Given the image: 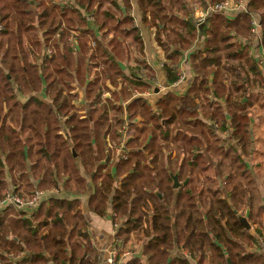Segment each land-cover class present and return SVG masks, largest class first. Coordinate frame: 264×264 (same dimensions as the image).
Here are the masks:
<instances>
[{
    "label": "trees",
    "instance_id": "1",
    "mask_svg": "<svg viewBox=\"0 0 264 264\" xmlns=\"http://www.w3.org/2000/svg\"><path fill=\"white\" fill-rule=\"evenodd\" d=\"M136 2L150 17L144 25L157 31L169 83L179 79L181 52L204 37L191 55L196 78L187 96L167 95L156 109L141 97L147 76L144 42L119 0H0V193L12 189L28 200L46 192L36 210L14 204L1 208L0 264H100L80 199L88 192L89 176L95 190L88 208L111 216L118 226L116 243L142 238L144 258H136L134 251L126 264H169L175 243L198 264L208 256L212 264H264L252 252L256 237L233 211L247 203L244 188L237 185L229 195L241 203L233 207L212 192L202 191L196 199V186H191L206 174L211 157L214 133L201 115L221 130L229 125L242 150L250 148L248 110L255 101L264 109V96L250 93L264 91V77L248 50L234 40L250 34L251 13L260 15L264 39V0H250L247 13L235 20L210 15L202 31L186 20L189 10L180 9L176 0ZM121 4L132 8V0ZM75 83L85 88L87 119L72 104L78 98L71 94ZM20 96L28 100L21 103ZM197 101L205 103L201 113L195 111ZM126 115L133 128L126 147L135 151L117 161L114 175L116 161L110 167L102 162L106 149L110 153L109 142L121 146ZM230 161L244 168L239 155ZM171 173L190 177L186 197L178 198L172 211ZM62 193L71 198H61Z\"/></svg>",
    "mask_w": 264,
    "mask_h": 264
},
{
    "label": "crops",
    "instance_id": "2",
    "mask_svg": "<svg viewBox=\"0 0 264 264\" xmlns=\"http://www.w3.org/2000/svg\"><path fill=\"white\" fill-rule=\"evenodd\" d=\"M119 1H120V6L123 8L124 13L131 16L134 19V25L136 28L139 29L140 35L144 42L143 55L147 65L145 69L147 70L146 71L147 76H145L144 78L145 89H143L141 92L142 99H144L145 102L150 107L156 109V104L158 103V101L167 95H172L177 98H185L196 78L195 72L191 65V60H190L191 55L193 54V52H195L200 48L201 44H203L204 37L200 36L199 40L195 44H193L189 49L181 52L183 54V57L179 61V65L176 67V74L178 75L179 79L182 80L171 84L168 82L167 75L164 70L163 65L166 61V56L163 48L158 44V41L156 39L157 31L154 27L149 28L143 23L144 21L143 19L145 17L150 19L149 15L140 11L136 0H132L131 9L125 8L123 4H121V0ZM176 2L178 3L180 2L179 3L180 6L177 5L180 9H185L186 7L188 8L189 12H188V16L186 17V20L194 24L196 27H197L196 20L198 18V13L202 11L204 13H207L208 15L211 6L214 4L213 3L214 0H199L200 5H197V2H195L194 0H192L191 3L188 0H176ZM207 15L206 18L208 19ZM203 27L201 26L197 27L198 31H202ZM98 37H100L99 33H98ZM234 42L238 47L241 48V50L243 49L248 50L249 55L259 65V68L264 77V43L262 47L261 45H256V44L253 45L252 39L250 38V34L246 37H240L238 39H235ZM74 54H75V59L78 60L76 49L74 51ZM134 65L136 66V63H134ZM122 66L125 69V71L128 72L125 63ZM135 71L138 72V70ZM210 80H212V77L210 78ZM229 82H230V76L226 75L224 77V83L227 88H229ZM107 86L110 88L112 92L116 91V89L111 87L109 83ZM72 87H73V91L71 92V94L78 97L76 100L72 102V104L80 112L81 119L89 118L90 103L86 101L85 88L79 86L78 84L76 85L73 84ZM255 90H260V89H255ZM137 92L138 91L135 90L133 93H137ZM143 94H149V95L144 96ZM250 95L264 96V94L261 93L252 94V91ZM106 97H110V95L107 94ZM19 100L21 103H25L28 99H24L22 96H20ZM246 101L248 102V100L246 99L243 101V103H246ZM45 102L50 104V102L47 100ZM219 103L223 108H225V102L223 100H219ZM197 104H199V106L195 111L201 113L200 109L205 107V103L203 101H197ZM248 111L251 115L250 116V148L247 149L246 151L244 149L241 150L242 152L241 154L231 153L229 154V157H223L224 160L221 162L220 167L217 164L208 165L206 174L205 175L200 174L199 178L195 180L194 183L191 185V186H196L195 188L196 190H194L195 193L193 191L192 196H194L197 199L199 198L200 193L202 191H204L205 194H210L211 191L208 185L210 184L213 185L214 177L217 174L225 175L226 176V180L224 182L225 200L228 201L230 205H232L233 207H234L233 204L241 206V203L238 200H234V198L229 197V195H232V191H234L237 185L243 187L245 192L247 193V203L242 207H240L239 210H237L234 207L235 212L237 211L236 213L237 215L244 217H246V215L248 214L249 216L247 218V221H248V225L250 226V229L246 231H248L252 236L262 237V235H264V109L261 107L260 101H255ZM200 120L202 121V118H200ZM227 120L229 122L231 120L230 117H227ZM139 121L140 118H138L137 122ZM208 121L209 120L203 122L207 124ZM123 124L124 126H123V135L121 137L122 139L121 146H118L113 142H109L108 147L110 148V153L109 150L106 149L107 157L105 162H102V164H107L106 166L110 167L111 163L113 162L114 164V161H116L112 168V172L114 175H115V168L117 161L121 157H125L127 154L135 151V149L126 147L129 137L133 134V128L130 124L128 115H126L123 118ZM209 150H211L209 151L210 153L209 155L211 157H214V159H216L219 151L223 149L220 147L219 142L214 138H212L211 144L209 145ZM238 154L241 157L244 168L239 164H232V161H230L233 155L236 156ZM174 155L175 154H173V156ZM110 157H112L111 160ZM211 157H210V161H211ZM96 161L99 165L101 164L98 158L96 159ZM82 175H84V171H82ZM202 179L204 181H202ZM180 180L184 182L186 179L180 178ZM87 181H88V192L80 199L82 201V207L84 209L86 219L90 227L92 243L99 251V263L111 264L109 260L113 256V253L117 251L118 256L116 257L115 262L112 264H126L129 258L128 256H125V254H123L125 249L130 250L131 255H133L134 251L139 253L141 250H143V255L141 258L143 259L144 247L143 246L140 247L141 245L140 241L142 238L133 236L130 243L124 244L123 247H121L119 242L116 243L115 241L116 231L111 216L100 217L99 215L90 211V209L88 208L89 197L91 196V194H93L95 189L94 186L92 185L91 176L87 177ZM119 181L120 179L116 178V182ZM187 189L188 186L187 187L183 186L180 190H178L175 193L177 194L179 193L181 198H184L187 194ZM60 197L71 198L67 196L65 193H62ZM174 202L175 200L173 199L172 203ZM250 209H251V216H250ZM206 211L207 210L203 211V213L204 212L206 213ZM186 251L187 250L183 248H179L175 243L173 249L170 252L169 264H176V262L179 259H182V255ZM203 264H212V258L208 256V259Z\"/></svg>",
    "mask_w": 264,
    "mask_h": 264
},
{
    "label": "built area",
    "instance_id": "3",
    "mask_svg": "<svg viewBox=\"0 0 264 264\" xmlns=\"http://www.w3.org/2000/svg\"><path fill=\"white\" fill-rule=\"evenodd\" d=\"M250 0H224L220 2H216L211 6V9L207 15V13L199 12L198 18L196 20L197 27H200L206 23V15L209 17L212 14H221L224 17H226L229 20H235L240 14L247 13V6L249 4ZM251 22H250V38L252 39V44L256 45H263L264 39H263V32H262V23L261 18L251 13ZM94 21V18H90V22ZM2 26L0 25V31H2ZM53 54L52 51L48 52V56L51 57ZM144 96L149 94H143ZM43 193H37L34 198H32L29 202L24 203L20 199L17 200L16 198H9L10 204L18 205L20 207H25L30 210H36L38 206L40 205L41 201L43 200ZM42 198V199H41ZM6 204L0 201V210L3 206ZM121 247H123V243L119 242ZM259 255H262L264 257V243H262V248L259 251ZM118 256V252L116 251L113 253V256L109 260V262L112 264L115 262L116 257ZM125 256H132L131 254H125Z\"/></svg>",
    "mask_w": 264,
    "mask_h": 264
},
{
    "label": "flooded vegetation",
    "instance_id": "4",
    "mask_svg": "<svg viewBox=\"0 0 264 264\" xmlns=\"http://www.w3.org/2000/svg\"><path fill=\"white\" fill-rule=\"evenodd\" d=\"M182 79H178V81H181ZM150 94V93H149ZM209 99H210V101L211 102H213L215 99H214V97L213 96H210L209 97ZM200 112H201V110H200ZM200 118H202V121H207V119H205L202 115L200 116ZM164 122L165 121H163V123L162 124H164ZM230 122V121H229ZM228 122V123H229ZM207 124H208V128H210L211 130H212V132L214 133L213 134V138L215 139V140H217L218 142H219V144H220V147L222 148V149H224V151L225 152H230V154L231 153H234V154H236V153H239V154H241L242 152H241V150H242V145H240V143L238 142V141H236L235 139H234V137H233V130L229 127V125L227 126V128L225 129V130H221V127H220V125L219 124H216V123H213V122H211V121H208L207 122ZM215 142V141H214ZM238 154V155H239ZM224 157V156H223ZM223 157H220L219 155H217V158L216 159H214V157H211V161H210V163H209V165L210 164H217L219 167H220V164H221V162L224 160L223 159ZM212 158H213V160L214 161H216V163H212ZM219 161V162H218ZM212 166H215V165H212ZM223 166V165H222ZM221 166V167H222ZM171 175H176V174H170V178H171ZM186 180L184 181V182H182L181 180H180V177H179V183L181 184V187L180 188H178V189H174L173 188V181H172V188H173V193H174V196H173V199L175 200V202L177 201V199L178 198H181V196H180V194L178 195L177 193H175V192H177L178 190H180L183 186L184 187H187L188 185H189V182H190V177H187V178H185ZM172 180V179H171ZM225 180H226V176L225 175H216L215 177H214V183H213V185H211L210 183V185H208V187H210V191L212 192V193H216L217 195H219L220 196V198H222V199H225V197H224V182H225ZM186 181H188L187 182V184H185L186 183ZM202 181H204L203 179H202ZM205 195H208V194H205ZM222 195V196H221ZM186 197V196H185ZM172 203V208H175L174 206H175V204L176 203ZM197 203H198V201H197ZM171 208V207H170ZM233 208V207H232ZM233 211H234V213H235V215L238 217V219L240 218V217H244V216H240V215H237L236 213H237V211L235 212V209L233 208ZM240 216V217H239ZM247 216V215H246ZM239 221H240V219H239ZM242 224V223H241ZM242 226H244L243 224H242ZM115 227L116 228H118V226L117 225H115ZM244 228L246 229V227L244 226ZM247 230V229H246ZM256 241H257V244H256V246H255V248L252 250V252L254 253V255L255 256H257V255H259L260 253H259V251L261 250V248H262V243H264V238H262V237H259V236H256ZM261 257H263L262 255H260ZM212 258V257H211ZM264 258V257H263ZM179 260H183V261H186V262H188L189 264H198V261L193 257V255L190 253V252H188V251H186L183 255H182V259H179ZM227 260L229 261V258L227 257ZM225 264H231L230 262L229 263H225Z\"/></svg>",
    "mask_w": 264,
    "mask_h": 264
},
{
    "label": "rangeland",
    "instance_id": "5",
    "mask_svg": "<svg viewBox=\"0 0 264 264\" xmlns=\"http://www.w3.org/2000/svg\"><path fill=\"white\" fill-rule=\"evenodd\" d=\"M58 1L64 3V0H58ZM188 1L191 3L192 0H188ZM195 2H197V5H200V2H199V1H195ZM67 3H68V2H65V4H67ZM179 3H180V2H179ZM179 3H178V2H175L176 5L180 6ZM256 15L260 16L259 14H256ZM71 41L73 42V39H71ZM71 46H73V44H71ZM75 62H76V64H77V63H78V60L75 59ZM75 85H76V83H75ZM137 93H138V92H137ZM138 95H140V94H138ZM212 163H216V161H214L213 158H212ZM207 189H208V187H207ZM207 189H206V190H207ZM2 192H3V193H0V201L3 202V203H5L6 205L11 203V202L9 201V198H10V199H12V198H16L17 200L20 199L21 201H23L24 203H26V202H29L32 198H34V197L36 196L37 193H43V197H42V198H44L45 195H46V192H43V191H37V192L35 193V195H34L32 198L26 200V199L21 198V197H19V196H17V195H14L12 189H8V190H6V191L4 190V191H2ZM42 198H41V199H42ZM172 201H173V199H172ZM170 211H172V205H171ZM123 254H131V251L125 249V251H124ZM24 256H25V255L22 254L18 259H22V258H24ZM130 257H131V256H128V258H130ZM16 261H17V259H16Z\"/></svg>",
    "mask_w": 264,
    "mask_h": 264
},
{
    "label": "water",
    "instance_id": "6",
    "mask_svg": "<svg viewBox=\"0 0 264 264\" xmlns=\"http://www.w3.org/2000/svg\"><path fill=\"white\" fill-rule=\"evenodd\" d=\"M264 94V91H261V90H255V91H252V94ZM253 121V120H251ZM171 179L173 181V188L174 189H178L181 187V184L179 183V175H171ZM188 181H186L185 184H187ZM248 214L246 217H240V222L246 227L247 230L250 229V226L248 225V221H247V218H248ZM142 255H143V250H141L139 253H137L135 255L136 258H142Z\"/></svg>",
    "mask_w": 264,
    "mask_h": 264
}]
</instances>
